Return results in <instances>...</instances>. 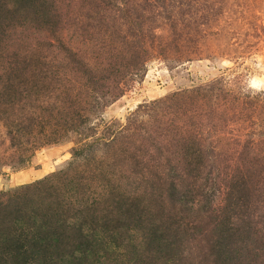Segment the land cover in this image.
<instances>
[{
    "label": "rangeland",
    "instance_id": "374dc122",
    "mask_svg": "<svg viewBox=\"0 0 264 264\" xmlns=\"http://www.w3.org/2000/svg\"><path fill=\"white\" fill-rule=\"evenodd\" d=\"M0 264H264V0H0Z\"/></svg>",
    "mask_w": 264,
    "mask_h": 264
}]
</instances>
